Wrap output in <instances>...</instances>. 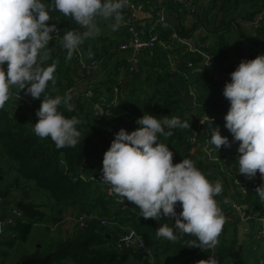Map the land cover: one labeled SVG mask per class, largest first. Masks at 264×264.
Instances as JSON below:
<instances>
[{"label": "trees", "instance_id": "trees-1", "mask_svg": "<svg viewBox=\"0 0 264 264\" xmlns=\"http://www.w3.org/2000/svg\"><path fill=\"white\" fill-rule=\"evenodd\" d=\"M130 1L145 5L151 13H148V24L154 22L158 11L165 10L170 18L168 27L158 26L150 32L147 28L145 37L158 35L160 42L170 47L169 56L175 65L157 61L160 46H155L144 52L134 72L125 59L116 58V73L110 72L101 85L92 86L95 93L92 100L71 93L74 110L69 112L63 107L60 110L65 116H76L81 121L77 125L80 143L76 147L57 149L50 138L39 139L34 134L33 125L38 121L36 113L43 96L33 99L24 90L13 88L11 98L0 108V214L6 201L13 202L23 214L15 226L8 228L13 239L9 236L0 240L1 264H20L25 259H41L51 253H55L52 264H147L144 251L117 249L116 243L129 231L141 236L146 248L153 251L161 264H198L213 254L219 264H264V236H259L264 201L255 194V188L264 181L259 172L253 179L239 174L237 159L228 155L239 142L234 141L225 127L224 117L230 102L223 96L225 84L231 82L230 73L239 63L264 54V0H154L158 5L151 0ZM260 14L263 17L256 27L254 23ZM52 17L49 24H55L61 36L65 30L78 27L58 12H53ZM197 29L201 33L193 34ZM52 35L46 66L55 65V83L50 81L46 91L53 97L75 90L76 80L82 78L80 72L89 74L81 68V61L103 63L105 60L107 66L116 57L112 51L118 52L121 45L109 39H87L78 48L81 55L76 51L68 59L60 39H55L57 33ZM174 35L181 39L193 37L194 50L178 43ZM232 52L237 55L236 63L232 62ZM120 68L130 71L133 79L128 83L118 80ZM154 70L156 74L152 77ZM176 79L183 80V90L175 85ZM188 85L198 93L193 108L183 103ZM117 87L118 101L112 105ZM15 95L23 99L19 101ZM100 100L106 101V115L102 118L95 116L92 110ZM145 113L157 117L174 115L187 121L190 127L175 129L171 137L161 136L160 141L174 153L173 163L191 159L209 181L220 180L223 184V192L216 199L226 223L214 252L184 247V241L172 243L158 238L156 230L160 225L174 224V219L164 216L159 221L145 219L135 205L126 199L120 202L122 197L110 195L106 183L101 182L104 153L115 134L122 128L129 133L139 128L136 121ZM204 117H214V127L218 126L221 135L228 137L231 143L230 148L222 146L218 152L212 145L219 155L220 165L199 155L202 146L194 138ZM210 138L211 132L203 144ZM25 191L31 196L30 200L21 197ZM234 203L247 208L245 218H250L247 231L252 237L249 242L240 237L244 224L233 209ZM176 211H182L179 203ZM83 215L96 218L89 225H81L77 220ZM63 216L66 223L69 222L67 232H58L53 237L47 235L52 238L44 242L43 251L30 254L25 250L36 227H58ZM101 220L115 225L102 227ZM185 239L193 237L186 235Z\"/></svg>", "mask_w": 264, "mask_h": 264}, {"label": "clouds", "instance_id": "clouds-1", "mask_svg": "<svg viewBox=\"0 0 264 264\" xmlns=\"http://www.w3.org/2000/svg\"><path fill=\"white\" fill-rule=\"evenodd\" d=\"M127 4L128 0H0V108L11 98L13 88L24 90L33 99L43 96L34 134L39 139L50 138L57 149L76 147L81 121L60 110H74L71 94L53 97L46 91L50 81L55 83V65L46 66L52 33H57L55 39H60L71 59L85 40L101 34V22L109 21L107 27L117 31ZM53 12L78 27L65 30L61 36L56 25L49 24ZM230 77L231 82L223 89L230 102L224 120L234 141L239 142L237 171L248 179L259 172L264 181V54L242 60ZM136 123L140 125L136 130L129 133L122 128L115 134L104 153L101 182L135 205L145 219H174V224L160 225L158 238L172 243L184 241V247L214 252L226 223L216 199L223 192V184L209 181L191 159L173 163L174 153L160 141L161 136L171 137L173 130L190 125L174 115L147 113ZM209 143L217 152L222 146L231 147L218 126L212 127ZM255 194L264 201V183L255 188ZM177 203L182 208L179 213ZM186 235L193 239H185ZM198 264H219V260L213 254Z\"/></svg>", "mask_w": 264, "mask_h": 264}, {"label": "built area", "instance_id": "built-area-1", "mask_svg": "<svg viewBox=\"0 0 264 264\" xmlns=\"http://www.w3.org/2000/svg\"><path fill=\"white\" fill-rule=\"evenodd\" d=\"M127 7L132 9L134 11V14H129L127 15L123 22H122V27L124 28V31L128 34V36L126 37V39L121 43L120 47H119V51L121 53V58L120 59H125V61L131 66L130 71L134 72L135 70H137L139 62L141 60V58L144 56V52L147 50L152 49L155 46H160V47H164L166 48L167 46L165 44H163L162 42H160L158 35L156 34H151L148 36V38L146 37H142V35H140L139 33V26L141 25V17L139 18L136 14L137 13H143L146 11V7L144 4L142 3H134L130 0H128V4ZM263 14H260L258 19L255 21L254 26L258 27ZM170 21V18H168V16L166 15L165 10H160L156 13V19L154 20V22H151L148 24V29L149 32L155 30L156 27H162V28H166L168 27V22ZM198 32H200L201 30L198 29ZM196 32V33H198ZM197 35V34H196ZM174 39L177 40L181 45L187 46L189 47L191 50H194L195 48V40L193 37L190 38H178V36L174 35ZM197 51V50H195ZM78 54L81 55L80 50H77ZM101 64L102 62L99 61H91V62H85V61H81V68L85 71H87L88 73H99L100 69H101ZM198 72H200L199 70H196ZM76 92L74 89L70 90L68 93H73ZM118 92L119 89L118 87L115 88V97L112 100V105H116L117 101H118ZM19 97V98H18ZM83 97L84 99H93L95 97V93H94V88L90 87L88 88L84 93H83ZM15 98L19 101H21L23 99V97H21L20 95H15ZM28 101V100H26ZM105 102L104 100H100L99 103H96L92 106V110L94 112V115L102 118L104 115H106V110H105ZM201 121L203 123H201ZM205 122H209V123H216V119L214 117L212 118H207L204 117L200 120L199 122V129L200 127H202ZM195 142H199L198 139V133H196L195 135ZM203 152L205 153V155L207 156V160L209 162L212 163H218V165H220L219 162V155L218 153L213 149L212 145L209 143V141H205L204 142V146H203ZM106 188H107V192L110 195H114V193L110 192V186L108 184H106ZM120 202H125V200L123 198H120ZM233 209L235 210V212L237 213L238 216H240L241 220H245L247 221L250 218H245V210L247 209L246 206H242L239 204L234 203L233 204ZM22 212L16 207V205L14 203H11L8 207V212L7 214L0 218V233H5L6 231H8L9 227H13L16 225V221L18 219H20L22 217ZM96 217L93 216H87V215H83L81 216L77 222L80 223L81 225H89L93 220H95ZM100 224L102 227H108V226H112L115 224H111L109 221L107 220H101ZM261 225H262V232L260 233L259 236H264V219L261 220ZM224 230V227H223ZM258 236L254 237L255 239ZM116 247L119 251H124V250H130V249H136L138 251H144V253H146L147 258H148V263L147 264H161V262H159L158 260H156L153 251L151 249L146 248V244L144 243V241L142 240L141 236H139L137 233H135L134 231H129L127 234L123 235L121 237V239L116 243ZM0 262H1V258H0Z\"/></svg>", "mask_w": 264, "mask_h": 264}, {"label": "crops", "instance_id": "crops-1", "mask_svg": "<svg viewBox=\"0 0 264 264\" xmlns=\"http://www.w3.org/2000/svg\"><path fill=\"white\" fill-rule=\"evenodd\" d=\"M151 1H152V4H154V5H158L159 4V2H157V1H154V0H151ZM182 1H186V0H182ZM127 8L128 7L126 6V8L123 11V20H124V18L127 15L130 14ZM148 13L151 14L147 10L145 12H143V14H145V16L141 18L142 19V21H141L142 23H141V25L138 28L139 33H140V35H142L143 38L145 37V30L148 27V19L150 17V15ZM108 23H109V21L101 22V24H100V26H101V34L98 37L93 38V40H97L98 38H103V39H109V40H111L113 42H117L119 44L122 43L126 39V37L128 36V34L124 31V28L122 27V24H121V27L117 31L113 32L107 27ZM197 30L194 31L193 34H200L201 33V31L198 32ZM196 32H198V33H196ZM159 48H160L159 49V53L156 56L157 61H159L160 63L168 64V65H175L174 59H172L169 56L170 52H169L168 49H170V47H166V48L159 47ZM232 53H233L232 62L236 63L237 62V55L234 52H232ZM112 54L116 55V57L110 63H108L107 66L105 65L107 63L104 60L103 63H102L103 64V68L99 71V73H97V74L89 73L88 75H85V74H83V72H80V75L82 76V78L76 80L77 86H76L75 91H76L77 95L78 94H82L83 95V93L89 87H92V86L95 87V88L98 87V85H101L102 81L104 80V78L106 77L107 74H109L112 71L113 72L115 71L114 67L117 64L115 59L116 58L120 59L121 58V53H120V51L118 49V52H115L113 50ZM117 71H118V76H117L118 80L125 81L126 83H128L134 77L133 74L130 71L128 73L125 68H120ZM114 73H116V71ZM155 74H156V70L153 71L152 77L155 76ZM174 82H175V85L178 88H180L181 90L184 89V82H183L182 79H176ZM197 95H198V93H196V91L194 89H192L188 85V87L185 88V90H184V97H183L184 105L186 107H188V108L195 107L196 106ZM212 127H214V124L209 123V122H205V124L202 127H200V129L198 131V139H199V142H200V144L202 146V149H201V152L199 153V155H200V157L204 158L206 161H208V160H207V156L203 152V146H204L203 141L205 140V138L209 134V132H211ZM237 149H238V146L236 148H234L232 151H230L228 153V155L231 158L237 159L238 156H239V153H238ZM1 161L2 160H0V163H1ZM11 203H13V202H9V201L4 202L3 209H2L1 214H0V218L4 217L7 214L8 207H9V205ZM60 214H62V213L60 212ZM242 223L244 225L241 226L242 227V231L240 230V237H241V239L243 241L249 242V240H251L252 237H251V234L249 233V231H247V221L241 220V224ZM38 232H41V231H38ZM63 232L64 233L67 232V229L63 230ZM9 236H10V240H12L13 239L12 238V234L9 232V230L6 231L4 234L0 233V240H3L4 237L8 238ZM52 237L43 235L42 237H40L41 239L39 238V240L35 244L33 243L34 241L31 239V242L28 245L25 246V250L28 253H30V254L35 253L37 250H42L43 251L46 248V246L44 245V242L48 238H52ZM262 250H264V245L262 246ZM1 262H2V259H1ZM1 262H0V264H1Z\"/></svg>", "mask_w": 264, "mask_h": 264}, {"label": "rangeland", "instance_id": "rangeland-1", "mask_svg": "<svg viewBox=\"0 0 264 264\" xmlns=\"http://www.w3.org/2000/svg\"><path fill=\"white\" fill-rule=\"evenodd\" d=\"M197 72V71H196ZM3 159V158H2ZM1 160V158H0ZM66 216H63V220H61V223L60 225L57 227H52L50 229H45L43 227H36L34 232L32 233V240L34 241L33 243H37V241L39 240L40 237H42L43 235H52V236H55V234H57L58 232H62L63 229L66 230L68 229V225H69V222L66 223V221L64 220ZM38 231H41V232H38ZM45 233V234H44ZM41 239V238H40Z\"/></svg>", "mask_w": 264, "mask_h": 264}, {"label": "water", "instance_id": "water-1", "mask_svg": "<svg viewBox=\"0 0 264 264\" xmlns=\"http://www.w3.org/2000/svg\"><path fill=\"white\" fill-rule=\"evenodd\" d=\"M130 14H134V11L130 8H127ZM139 18L144 17L145 14L143 13H137L136 14ZM21 197L25 200H30L31 196L29 195L28 192H22L21 193ZM62 213V211H61ZM55 255V253H51L48 254L47 256H45L44 258H29V259H25L23 260L20 264H52L53 263V256Z\"/></svg>", "mask_w": 264, "mask_h": 264}]
</instances>
